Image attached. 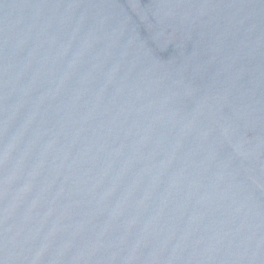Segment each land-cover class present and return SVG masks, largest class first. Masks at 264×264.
<instances>
[{"label": "water", "instance_id": "1", "mask_svg": "<svg viewBox=\"0 0 264 264\" xmlns=\"http://www.w3.org/2000/svg\"><path fill=\"white\" fill-rule=\"evenodd\" d=\"M0 264H264V0H0Z\"/></svg>", "mask_w": 264, "mask_h": 264}]
</instances>
